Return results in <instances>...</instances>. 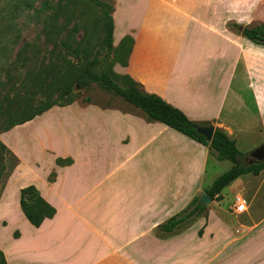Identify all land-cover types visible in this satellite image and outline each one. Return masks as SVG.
Returning <instances> with one entry per match:
<instances>
[{
    "label": "crops",
    "instance_id": "1",
    "mask_svg": "<svg viewBox=\"0 0 264 264\" xmlns=\"http://www.w3.org/2000/svg\"><path fill=\"white\" fill-rule=\"evenodd\" d=\"M109 1L113 47L125 37L133 41L116 75L189 121L223 131L242 155L264 143V46L231 30L264 26V0ZM124 104L59 110L71 111L73 119L71 136H63L65 148L48 145L52 157L42 178L18 186L12 200L8 191L16 171L0 197L6 264H252L256 258L244 260L240 251L228 249L244 245L264 224V171L227 187L236 186L234 197L247 201L246 213H230L238 220L237 233L215 234L209 214L207 223L163 234L159 228L207 189V167L216 161L206 148ZM50 112L0 135V141L19 157L7 135L30 129V137L55 139L56 125L38 123ZM58 158L72 165L58 167ZM29 186L55 210L39 228L19 207V192Z\"/></svg>",
    "mask_w": 264,
    "mask_h": 264
},
{
    "label": "trees",
    "instance_id": "2",
    "mask_svg": "<svg viewBox=\"0 0 264 264\" xmlns=\"http://www.w3.org/2000/svg\"><path fill=\"white\" fill-rule=\"evenodd\" d=\"M55 1L57 4L72 2V0ZM36 3L37 0H14L13 14L10 15V17L14 15L13 19L11 18L9 21L6 16L0 18V135L33 121L55 107L62 109L71 106L75 98L74 87L85 90L92 84H98L107 92L139 110L147 121L163 124L201 145L217 162L232 164L231 169L217 177L210 187L204 190V194L212 201L217 200L223 190L239 177L248 174L258 176L264 171V163L245 165L244 159L247 155L240 154L235 143L223 131L215 129L211 142L207 143L206 139L197 134L193 127H207L209 124H197L189 121L183 113L172 108L157 96L144 93L140 86L128 77H120L126 85L119 87L114 81L119 75L117 76L111 70L109 72L108 66H104L100 74H95L92 71V64L97 61L95 59L86 67L75 68L74 71L63 77L56 75L49 77L48 73H42L38 70L39 58L36 47L22 39L21 30H18L14 23L25 9H34ZM93 4L102 11L107 49L113 50L116 58L120 57V53L123 54L124 59L118 64L125 67L132 49V39L125 37L119 46L113 49V3L109 0H96ZM50 10L51 1L45 0L40 4L39 10L34 13L37 21L48 27L51 25L50 22L40 15ZM6 24H9L10 28L4 29ZM231 28L251 43L264 46V26L243 28L232 25ZM76 31L73 30L72 34H75ZM54 35L50 34V39ZM68 39L62 43V47L71 51L72 54H76V50H72L68 46ZM0 148L1 152H7L15 161L9 173L11 174L18 165L17 158L8 152L1 143ZM55 164L58 167H68L72 165V160L58 158L55 160ZM5 178H7V174L0 173V197ZM54 179L55 173L52 172L47 181L53 183ZM19 207L26 220L34 228H39L45 220H50L55 215V210L41 198L33 186L20 190ZM205 210L206 208L198 204V197H195L186 209L163 224L159 231L163 234L180 233L190 228ZM197 234L201 237L202 229ZM0 264H6L1 252Z\"/></svg>",
    "mask_w": 264,
    "mask_h": 264
},
{
    "label": "rangeland",
    "instance_id": "3",
    "mask_svg": "<svg viewBox=\"0 0 264 264\" xmlns=\"http://www.w3.org/2000/svg\"><path fill=\"white\" fill-rule=\"evenodd\" d=\"M43 1L45 0H37L34 9H25V11L19 15V18L14 21L18 30H21L22 39L36 47L39 58L37 63L38 70L42 73H48L49 77L54 75L63 77L67 75V73L74 71L75 68L79 69L86 67L88 63L95 59L97 61L92 64V71L95 74H100L104 66H108L109 72L111 70V72L114 73V69L120 66L118 63L123 61L124 55L120 53V57L116 58L117 56L114 51L107 49L102 11L93 4L96 0H72V2L68 4H57L55 0H47L51 1V10L40 16L46 19L47 22H50L51 25L49 27L38 22L34 16V13L39 10L40 4ZM13 2L14 0H0V18L6 16L9 21L11 18L13 19L14 15L10 17V15L13 14ZM9 24H6L4 29L10 28ZM73 30H77L75 34H72ZM231 30L233 29L231 28ZM50 34H55L52 39L49 37ZM67 39L68 46H70L72 50H76V54H72L71 51L62 47V43L66 42ZM120 77L121 76L116 77L114 81L119 87H124L126 83L125 81L123 82ZM73 93L75 95L73 104L76 108L88 105L100 108H123L126 106L120 98L107 92L98 84H92L85 90L74 87ZM59 110L60 108H53L45 119L38 121L40 124L46 123L47 125L57 126L56 129L58 130V134H54L55 139L46 141L43 137L44 140L42 138L37 139L35 137H30L28 133L30 129L21 130L16 135H7L5 141L12 146L19 154V157H16V155L0 141V143L6 147V150L11 152L18 161L17 167L9 174L15 161L7 152H1L0 150V173H2V175L7 174V178L3 180V190L6 188L10 177L17 171L15 178L10 183L8 191L12 200L15 198V190L18 186L30 182H37L42 178L43 171L49 168V159L52 155L50 152L46 151L48 145H52V147L58 150H63L65 148L63 136H71L73 119L70 115L71 111L64 112ZM231 168L232 164L229 162L216 161V163H210L207 167V172L202 184L203 188L210 187L217 177ZM235 190L236 186L223 190L217 200L212 201L210 205L204 207L206 210L192 226L198 222H202V224L207 223L208 215L210 214V220L213 226L212 230L215 234L219 233L223 238L230 232L233 234L237 233L238 231H236V228H238L237 225H239L238 220L233 219L234 216L230 215V208L233 204L234 196L237 193H234ZM198 196L199 195H196L195 197ZM198 228H202V225ZM228 239L231 240V237L228 236ZM242 243L245 244L242 246L241 244H233L228 251H235L237 249L240 251V255H244V260L256 258L254 261L255 264H264V224L258 226L253 234L246 237L245 242ZM245 264H248V262Z\"/></svg>",
    "mask_w": 264,
    "mask_h": 264
},
{
    "label": "water",
    "instance_id": "4",
    "mask_svg": "<svg viewBox=\"0 0 264 264\" xmlns=\"http://www.w3.org/2000/svg\"><path fill=\"white\" fill-rule=\"evenodd\" d=\"M193 129L197 134L204 137L207 141V143L211 142L213 133H214V126L209 125L207 127H200V126H194ZM244 163L247 166L253 165V164H261L264 163V143L256 148L254 151H252L248 157L244 159ZM212 203V200L208 198L204 193H201L198 196V204L201 207H206Z\"/></svg>",
    "mask_w": 264,
    "mask_h": 264
},
{
    "label": "built area",
    "instance_id": "5",
    "mask_svg": "<svg viewBox=\"0 0 264 264\" xmlns=\"http://www.w3.org/2000/svg\"><path fill=\"white\" fill-rule=\"evenodd\" d=\"M230 211L233 215H242L247 211V201L242 197H235L233 204L230 208Z\"/></svg>",
    "mask_w": 264,
    "mask_h": 264
}]
</instances>
